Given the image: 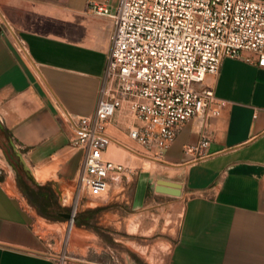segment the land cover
<instances>
[{
    "label": "crops",
    "instance_id": "0c3cea01",
    "mask_svg": "<svg viewBox=\"0 0 264 264\" xmlns=\"http://www.w3.org/2000/svg\"><path fill=\"white\" fill-rule=\"evenodd\" d=\"M85 2L0 0L3 126L23 149L33 178L57 181L62 195L82 160L69 143L65 113L93 111L112 28L108 15L85 10ZM204 82L225 102L209 117L211 134L200 150H185L199 140L198 117L184 121L161 159H153L127 137L116 112L106 125L114 138L106 155L139 168L136 193L167 169L179 209L167 264H264V66L225 56ZM52 226L0 179V264H55L59 234Z\"/></svg>",
    "mask_w": 264,
    "mask_h": 264
},
{
    "label": "built area",
    "instance_id": "2783aa9c",
    "mask_svg": "<svg viewBox=\"0 0 264 264\" xmlns=\"http://www.w3.org/2000/svg\"><path fill=\"white\" fill-rule=\"evenodd\" d=\"M85 10L111 18L109 48L93 111L65 118L69 143L82 153L79 190L100 197L131 170L106 155L114 141L106 125L116 112L126 122L127 137L150 158L161 159L192 117L202 129L185 150L207 144L209 117L218 115L225 101L204 79L218 71L225 56L264 66V0H116L112 7L86 0Z\"/></svg>",
    "mask_w": 264,
    "mask_h": 264
},
{
    "label": "rangeland",
    "instance_id": "374dc122",
    "mask_svg": "<svg viewBox=\"0 0 264 264\" xmlns=\"http://www.w3.org/2000/svg\"><path fill=\"white\" fill-rule=\"evenodd\" d=\"M1 115L0 112V179L11 184L37 214L25 185H41L40 194L63 207L60 211L74 215L73 219L41 215L53 222L52 231L59 234L52 250L55 263L66 264L78 259L90 264H167V252L175 240L179 209L172 203L175 194H172L174 189L169 176L164 177L166 168L156 173L159 176L155 185L151 178V182L149 179L142 181L146 185L143 193L135 192L139 168L134 167L111 182L107 193L100 197L87 196L79 190L76 181L69 184L71 190L62 195L57 181L39 183L33 178L23 158V149L3 126ZM76 215L84 223H76Z\"/></svg>",
    "mask_w": 264,
    "mask_h": 264
},
{
    "label": "trees",
    "instance_id": "16d2710c",
    "mask_svg": "<svg viewBox=\"0 0 264 264\" xmlns=\"http://www.w3.org/2000/svg\"><path fill=\"white\" fill-rule=\"evenodd\" d=\"M27 189H29V192L32 196V201L36 206L37 212L45 216L47 218H58V212H60V209L63 207L57 205L54 201H52L50 198L44 197L42 194L39 193L38 190L42 188L41 185L37 186L34 185V187H31L30 185H25ZM92 210L87 211V213H90ZM76 223H84L80 220H78V215L75 216Z\"/></svg>",
    "mask_w": 264,
    "mask_h": 264
},
{
    "label": "water",
    "instance_id": "95a60500",
    "mask_svg": "<svg viewBox=\"0 0 264 264\" xmlns=\"http://www.w3.org/2000/svg\"><path fill=\"white\" fill-rule=\"evenodd\" d=\"M27 174L30 175V173L27 171ZM58 215L63 216V217H71L73 219L74 215L70 212L67 211H60L58 212Z\"/></svg>",
    "mask_w": 264,
    "mask_h": 264
}]
</instances>
